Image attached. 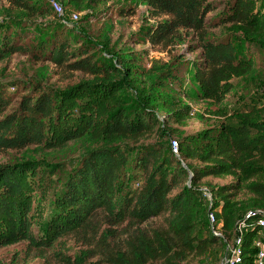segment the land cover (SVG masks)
Masks as SVG:
<instances>
[{
    "label": "trees",
    "instance_id": "1",
    "mask_svg": "<svg viewBox=\"0 0 264 264\" xmlns=\"http://www.w3.org/2000/svg\"><path fill=\"white\" fill-rule=\"evenodd\" d=\"M0 1L29 18L51 13L45 0ZM69 1L83 11L87 0ZM140 1L150 18L167 20L144 28L137 43L168 46L181 31L195 35L201 53L191 67L194 97L212 106L209 114L221 121L179 135L178 156L170 143L140 144L155 134L167 135V125L195 116L182 102L187 61L176 58L169 65L153 62L145 67L135 52L107 59L85 37H71L63 25L31 41L9 25L0 29V62L20 54L87 77L61 92L35 81L18 101L19 86L14 84L10 92V83H0V151L38 147L42 153H55L72 145L80 150L71 163L0 165V249L22 242L29 249H52L63 237L92 230L96 217L104 214L109 224L126 223L128 228L121 248L110 247L104 264H184L191 257L199 264H215L244 221L239 264H254L255 241L264 245V227L259 225L264 219V104L232 109L228 98L264 82V0ZM117 13L129 16L136 10L128 6ZM221 27L225 32L220 36L210 32ZM254 97L250 95L253 102ZM226 176L234 181L202 183ZM201 186L211 195L208 207L203 192L196 190ZM243 191L246 197L239 199ZM208 211L223 238L211 235L201 222ZM159 217L162 225L146 226ZM61 261L86 264L79 256L74 261L63 256Z\"/></svg>",
    "mask_w": 264,
    "mask_h": 264
},
{
    "label": "rangeland",
    "instance_id": "2",
    "mask_svg": "<svg viewBox=\"0 0 264 264\" xmlns=\"http://www.w3.org/2000/svg\"><path fill=\"white\" fill-rule=\"evenodd\" d=\"M52 1H56L61 5L62 13H57L53 9ZM217 1L223 4L229 0ZM45 2L50 7V15L29 18L7 1H0V29H5L9 25L13 30L20 31L23 39L31 41L50 34L51 27L63 25L69 28L71 37L75 35L85 37L95 45V52L107 59L122 55L129 56L130 52H135L141 55V61L145 67H150L153 62L169 65L176 58L189 63L188 67L190 70L185 73L184 91H186V96L182 98V102L193 109L195 116L183 124L174 123L167 125V130H163V132H167V135L158 137L155 134L150 138L143 139L140 144L159 142L170 143L171 145L170 141H177L179 135H189L221 121L215 117V114H209L212 106L200 102L194 97L195 83L191 67L194 61L199 60L201 53L194 34L181 31L174 42L168 46L137 43L138 33L144 28L154 25L156 22L167 20V17L150 18L149 9L140 0H87L83 11H77L74 4L69 0H45ZM128 6H134L136 13L129 16H119L117 12ZM259 6L262 8L263 4ZM217 13L218 11L209 14L207 19H212ZM92 24L97 25L94 27L95 34L91 29ZM99 30H101L100 37H97ZM210 32L215 36H220L225 31L221 27L214 28ZM256 64L260 67L262 58L256 60ZM82 79H87V77L80 73L66 74L64 69L56 67L53 63L34 61L29 56L20 54H14L0 62V83H10V92L14 91L12 89L14 84H17L22 91V94L16 96V101L20 99L21 95L30 91V87L35 81L49 91L61 92L67 85ZM23 86H25V89H23ZM246 89L249 90L248 97L245 95ZM237 92L231 94L228 98V105L232 109L246 108L251 106L252 103H257L259 107L264 104V82H259L256 86L250 85L245 90ZM250 95L257 97L255 102L252 101ZM197 115H201L202 118L199 119ZM161 119L163 118L161 117ZM79 152L80 150L74 145L64 152L55 153H42L38 147H30L22 151H0V165L31 161L33 163L38 162L44 167L55 160H67L68 163H71ZM176 160L179 161L181 159L176 157ZM193 164L197 163L193 162ZM183 165L186 167L184 162ZM207 181L212 184L224 185L234 180L228 176L220 178L210 177L205 178L202 183ZM204 188V186H201L196 190L201 192ZM245 197L244 191L238 196L239 199ZM204 201L205 207L210 206V202H207V199ZM201 222L206 229L207 217L205 213L202 214ZM162 223L163 219L159 217L150 220L146 226L157 228ZM41 224L42 222H39L34 225L32 231L34 233L39 232ZM127 229L126 223L122 226L111 225L104 214H101L94 220L92 230L82 235L63 237L54 244L52 249L45 251L34 248L29 249L27 243L24 242L0 249V264H67L61 261L63 256L71 261H74L77 256L84 257L86 264H104V255L108 251L110 252V247L121 248ZM105 232L111 233L110 239L103 238L102 235ZM203 235H205L204 232L202 233ZM223 253L218 255L219 259L216 260L215 264H219ZM214 259L215 257H212L211 260ZM199 263V259L192 257L184 262V264Z\"/></svg>",
    "mask_w": 264,
    "mask_h": 264
},
{
    "label": "built area",
    "instance_id": "3",
    "mask_svg": "<svg viewBox=\"0 0 264 264\" xmlns=\"http://www.w3.org/2000/svg\"><path fill=\"white\" fill-rule=\"evenodd\" d=\"M52 7L57 13H62V7L56 1H52ZM171 145L170 148L175 156H178V143L175 140L170 141ZM207 199L208 202L211 203V195L210 193L204 188L201 190ZM207 228L211 235L215 237H221L222 233L220 230V224L217 223L215 216L211 212H207ZM259 225L264 227V219L259 221ZM247 228V225L244 221H240L237 226L236 230L238 232L237 237L233 240L232 243H229L225 247V253L222 259L220 260L219 264H239L241 262V243H242V236L243 231ZM255 247L257 248V254L254 260V264H264V245L260 240H256L254 243ZM211 264V263H205Z\"/></svg>",
    "mask_w": 264,
    "mask_h": 264
}]
</instances>
